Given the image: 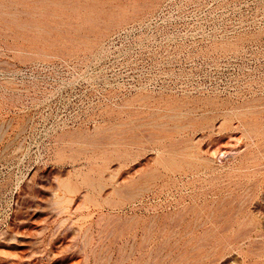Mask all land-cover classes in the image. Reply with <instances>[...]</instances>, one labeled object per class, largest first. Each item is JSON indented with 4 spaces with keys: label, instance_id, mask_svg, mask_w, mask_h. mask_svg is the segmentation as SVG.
Masks as SVG:
<instances>
[{
    "label": "rangeland",
    "instance_id": "obj_1",
    "mask_svg": "<svg viewBox=\"0 0 264 264\" xmlns=\"http://www.w3.org/2000/svg\"><path fill=\"white\" fill-rule=\"evenodd\" d=\"M58 1L0 0V264H264V0Z\"/></svg>",
    "mask_w": 264,
    "mask_h": 264
},
{
    "label": "bare ground",
    "instance_id": "obj_2",
    "mask_svg": "<svg viewBox=\"0 0 264 264\" xmlns=\"http://www.w3.org/2000/svg\"><path fill=\"white\" fill-rule=\"evenodd\" d=\"M49 1H50V0H49ZM57 1H58V0H57ZM63 1H64V0H63ZM63 1H62V2H63ZM32 2H33V1H32ZM34 2H36V1H34ZM39 2H40V1H39ZM53 2H54V1H53ZM58 2H60V1H58ZM62 2H61V3H62ZM65 2H66V1H65ZM49 3H50V2H48V4H49ZM54 3H55V2H54ZM54 3H53V5H54ZM39 4H40V3H39ZM55 5H57V4L55 3ZM65 5H66V4H65ZM69 5H70V4H69ZM42 6H44V5H42ZM33 7H35V6H33ZM33 7H32V8H33ZM37 7H38V6H37ZM37 7H36V8H37ZM44 7H45V6H44ZM47 7H48V6H47ZM47 7H46V8H47ZM52 7H53V6H52ZM62 7H63V6H62ZM66 7H67V6H66ZM48 8H50V7H48ZM48 8H47V9H48ZM53 8H54V7H53ZM53 8L51 9V11L53 10ZM55 8H56V7H55ZM64 8H65V7H64ZM125 8H126V7H125ZM37 9H38V8H37ZM39 9H41V8L39 7ZM122 9H123V8H122ZM29 10H30V9H29ZM35 10H36V9H35ZM45 10H46V9H45ZM54 10H55V9H54ZM56 10H57V8H56ZM59 10H60V9H59ZM123 10H124V9H123ZM128 10H129V9H128ZM27 11H28V10H27ZM31 11H32V10H31ZM43 11H44V10H43ZM60 12H61V11H60ZM115 12H116V11H115ZM120 12H121V11H120ZM125 12H126V11H125ZM4 13H5V12H4ZM7 13H8V12H7ZM29 13H31V12H29ZM37 13H38V12H37ZM42 13H43V12H42ZM50 13L52 14V12H50ZM50 13H49V14H50ZM57 13H58V12H56V14H57ZM123 13H124V12H123ZM12 14H13V13H12ZM40 14H41V13H40ZM7 15H8V14H7ZM36 15H37V14H36ZM53 15H55V14H53ZM44 16H45V15H44ZM44 16L42 15V17H44ZM47 16H48V14H47ZM55 16H56V15H55ZM55 16H54V17H55ZM18 17H19V16H18ZM39 17H40V16H39ZM2 18H3V17H2ZM5 18H6V17H5ZM46 18H47V17H46ZM46 18H45V19H46ZM49 18H50V17H48V20H49ZM53 19H54V18H53ZM9 20H10V19H9ZM9 20H8V21H9ZM16 20H18V19H16ZM40 20H41V19H40ZM12 21H13V20H12ZM53 21L55 22L56 20L54 19ZM53 21H52V22H53ZM57 21H58V20H57ZM59 21H60V20H59ZM61 21H62V19H61ZM10 22H11V21H10ZM40 22H42V20H41ZM43 22H44V21H43ZM43 22H42V23H43ZM45 22H47V20H46ZM49 22H50V21H48L47 23H49ZM110 22H111V21H110ZM12 23H13V22H12ZM17 23H18V22H17ZM17 23H14V24H17ZM19 23H20V22H19ZM19 23H18V26H19ZM47 23H46V24H47ZM66 23H67V22H66ZM33 24H34V23H33ZM33 24H32V25H33ZM35 24H36V23H35ZM46 24H45V25H46ZM60 24H61V23H60ZM62 24H63V23H62ZM106 24H109L108 21H107ZM25 25H26V24H25ZM39 25H40V23H39ZM104 25H105V24H104ZM16 26H17V25H16ZM28 26H30V25H28ZM28 26H27V27H28ZM35 26H37V25H35ZM49 26H52V25L50 24ZM30 27H32V26H30ZM52 27H53V26H52ZM59 27H62V26H59ZM63 27H65V26H63ZM66 27H67V26H66ZM55 29H56V28H55ZM48 30H49V29H48ZM56 30H57V29H56ZM45 31H46V30H45ZM42 34H43V33H42ZM43 36H44V35H43ZM48 37H49V36H48ZM66 37H67V36H66ZM68 37H69V36H68ZM70 37H71V36H70ZM72 38H73V37H72ZM74 39H75V38H74ZM76 40H77V39H76ZM255 107H256V106H255ZM249 108H250V107H249ZM257 110H258V109H257ZM252 111H253V110H252ZM252 111H251V112H252ZM255 111H256V110H255ZM244 113H246V112H244ZM249 113H250V112H249ZM252 113L255 114L254 112H252ZM242 115H243V114H242ZM244 115H245V114H244ZM161 121H162V120H161ZM152 122H153V121H152ZM156 123H157V122H156ZM161 123H162V122H161ZM134 124H135V123H134ZM152 124H154V123H152ZM162 124H163V123H162ZM150 125H151V124H150ZM157 125H158V124H157ZM134 126H136V125H134ZM151 126H152V125H151ZM130 127H131V126H130ZM130 127H129V128H130ZM120 129H121V128H120ZM130 129H132V128H130ZM150 129H151V128H150ZM133 130H134V129H133ZM148 130H149V129H148ZM151 130H152V129H151ZM152 131H153V130H152ZM108 133H109V132H108ZM115 133H116V132H115ZM119 133H120V132H119ZM119 133H117V134H119ZM132 133H134V132H132ZM121 134H122V133H121ZM134 134H136V132H135ZM137 134H139V133H137ZM112 135H113V134H112ZM128 135H129V134H128ZM130 135H131V134H130ZM105 136H106V135H105ZM103 137H104V136H103ZM136 137H137V136H136ZM141 137H142V136H141ZM101 138H102V137H101ZM111 138H113V137H111ZM111 138H110V139H111ZM114 138H115V137H114ZM118 138H119V137H118ZM126 138H128V137H126ZM152 138H153V137H152ZM115 139H116V138H115ZM119 139H120V138H119ZM119 139H118V140H119ZM116 140H117V139H116ZM132 140H133V139H132ZM132 140H131V141H132ZM148 140H149V138H148ZM150 140H152V139H150ZM128 141H129V140H128ZM128 141H127V142H128ZM132 142H134V141H132ZM135 143H137V142H135ZM225 146H226V145H225ZM174 148H175V147H174ZM173 151H174V150H173ZM175 152H176V151H175ZM177 152H178V151H177ZM173 154H174V153H173ZM176 155H177V154H176ZM251 156H252V155H251ZM204 161H205V160H204ZM173 163H174V162H173ZM208 163H209V162H208ZM205 165H206V164H205ZM129 194H130V193H129ZM228 239H229V238H228ZM227 243H228V242H227ZM205 245H206V244H205ZM217 245H218V244H217ZM223 245H224V244H223ZM199 246H200V245H199ZM226 246H227V245H226ZM197 247H198V246H197ZM197 247H196V248H197ZM201 247H202V245H201ZM218 247H220V246H218ZM193 249H195V248H193ZM198 249H200V248H198ZM219 249H220V248H219ZM224 249H225V248H224ZM203 250H204V249H203ZM220 251H222V250H220ZM198 252H199V251H198ZM201 252H202V251H201ZM193 253H194V252H193ZM194 254H196V252H195ZM194 254H193V256H195ZM199 254H200V252H199ZM203 254H205V253H203ZM196 255H197V254H196ZM204 256H205V255H204ZM189 258H190V257H189ZM199 258H200V257H199ZM199 258H198V259H199ZM203 258H205V257H203ZM206 258H207V257H206ZM195 261H197V260H195ZM205 261H206V260H205ZM201 263H202V262H201ZM201 263H200V264H201Z\"/></svg>",
    "mask_w": 264,
    "mask_h": 264
}]
</instances>
